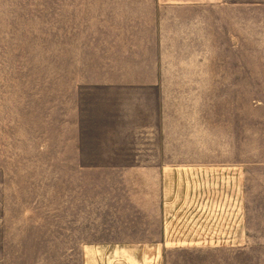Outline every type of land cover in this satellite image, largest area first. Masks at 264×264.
I'll use <instances>...</instances> for the list:
<instances>
[{
	"label": "crops",
	"instance_id": "1",
	"mask_svg": "<svg viewBox=\"0 0 264 264\" xmlns=\"http://www.w3.org/2000/svg\"><path fill=\"white\" fill-rule=\"evenodd\" d=\"M258 9L264 0H58L53 130L37 151L24 140L23 159L60 171L62 217L153 225L59 228L81 264H94L84 250L152 248L175 188L233 163L223 122L248 41L240 11Z\"/></svg>",
	"mask_w": 264,
	"mask_h": 264
},
{
	"label": "rangeland",
	"instance_id": "2",
	"mask_svg": "<svg viewBox=\"0 0 264 264\" xmlns=\"http://www.w3.org/2000/svg\"><path fill=\"white\" fill-rule=\"evenodd\" d=\"M240 22L248 41L240 43L233 121L223 122L233 163L197 176L207 180L201 185L175 188L152 248L84 250L92 263L264 264V9L240 11ZM57 83L58 0H0V264H81L83 251L58 229L82 220L153 227L138 217L61 216L71 206L61 203L60 171L22 153L24 140L37 151L53 130Z\"/></svg>",
	"mask_w": 264,
	"mask_h": 264
}]
</instances>
